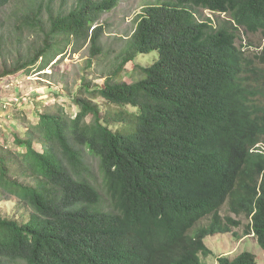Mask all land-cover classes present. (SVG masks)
Returning a JSON list of instances; mask_svg holds the SVG:
<instances>
[{
	"label": "trees",
	"instance_id": "obj_1",
	"mask_svg": "<svg viewBox=\"0 0 264 264\" xmlns=\"http://www.w3.org/2000/svg\"><path fill=\"white\" fill-rule=\"evenodd\" d=\"M75 1L48 12L45 26L42 1L15 14L39 41L0 77L42 69L69 37L98 53L93 26L117 0ZM199 8L218 16L200 18ZM242 29L264 38V0L145 5L111 75L80 86L87 95L73 98V116L38 113L13 135L16 148H0V198L27 209L22 219L0 211V264H200L211 252L204 238L236 236L240 216L243 236L264 249V153L252 149L264 137V48L260 67L237 45ZM152 51L151 63L136 62ZM130 63L137 76L126 82ZM217 262L256 264L249 251Z\"/></svg>",
	"mask_w": 264,
	"mask_h": 264
},
{
	"label": "rangeland",
	"instance_id": "obj_2",
	"mask_svg": "<svg viewBox=\"0 0 264 264\" xmlns=\"http://www.w3.org/2000/svg\"><path fill=\"white\" fill-rule=\"evenodd\" d=\"M42 1V22L47 24V13L67 12L76 4L75 0H36L35 4ZM165 0H117L115 5L98 15L94 24L100 26V48L97 54L91 55L88 40L69 37L61 46V54L54 56L41 68L35 66L29 71H18L8 76L0 77V148H16L13 140L14 134L25 132L28 124L36 122L38 113L55 112L61 107L67 114L74 115L76 111L73 98L80 93L82 84L91 87L101 86L106 77L111 75L115 67L116 55L129 38L135 27L136 15L145 5L163 2ZM31 6L30 0H12L0 10V72L5 65L12 64L20 55H25L37 45L38 35L25 27H15V14L26 12ZM48 6V7H47ZM196 15L200 18L212 17L207 9L199 8ZM221 18L225 17L223 14ZM92 27V28H93ZM91 28V29H92ZM237 45L243 44L241 50L245 56L253 59L257 66L263 67L255 55L260 54L264 48V38L260 32L250 33L244 29L240 31ZM158 56L156 51L149 54H139L136 62L149 64ZM133 64H127L122 73V80L130 82L137 75L131 72ZM101 112L107 109L105 102L100 97L94 99ZM259 148L264 152V140L259 143ZM40 149L39 145H36ZM0 211L8 216L22 219L27 214V209L15 197L0 198ZM229 213L227 205H223L220 214ZM241 224L232 227L236 233H220L204 238L205 245L211 250L207 256H200V264H217V256L233 258L242 251L252 252L256 264H264V249L261 248L252 235L243 236L245 220L238 217ZM209 217H205L196 224V227L205 225Z\"/></svg>",
	"mask_w": 264,
	"mask_h": 264
},
{
	"label": "clouds",
	"instance_id": "obj_3",
	"mask_svg": "<svg viewBox=\"0 0 264 264\" xmlns=\"http://www.w3.org/2000/svg\"><path fill=\"white\" fill-rule=\"evenodd\" d=\"M263 136H264V135H263ZM263 140H264V137H263V139H262L260 142L256 143V144L252 147V149H253V148H256V147L259 148V146H260L259 143H261ZM259 151H260V152H263L260 148H259ZM263 153H264V152H263ZM248 235H252V236H253V233H250V234H248ZM245 236H247V235H245ZM255 240H256V239H255ZM200 256H203V255H200ZM220 256H221V255H220ZM217 257H218V256H217ZM217 264H218V262H217Z\"/></svg>",
	"mask_w": 264,
	"mask_h": 264
}]
</instances>
